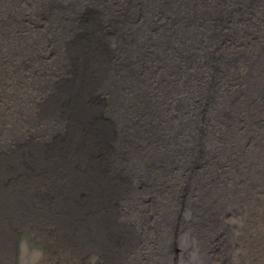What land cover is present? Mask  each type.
<instances>
[{"label":"bare ground","instance_id":"1","mask_svg":"<svg viewBox=\"0 0 264 264\" xmlns=\"http://www.w3.org/2000/svg\"><path fill=\"white\" fill-rule=\"evenodd\" d=\"M0 264H264V0H0Z\"/></svg>","mask_w":264,"mask_h":264},{"label":"rangeland","instance_id":"2","mask_svg":"<svg viewBox=\"0 0 264 264\" xmlns=\"http://www.w3.org/2000/svg\"><path fill=\"white\" fill-rule=\"evenodd\" d=\"M241 97H244V96L240 95V97H239V98H241ZM220 101H221V100H220ZM220 104H225V103H223V102L221 101V103H220ZM226 109H228V110L232 111V108H231V106H230L229 104H226ZM235 250L237 251V250H238V248H236Z\"/></svg>","mask_w":264,"mask_h":264}]
</instances>
